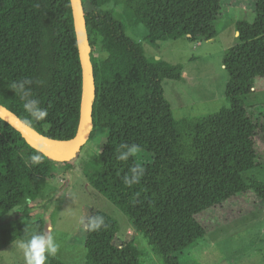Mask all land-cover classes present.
Instances as JSON below:
<instances>
[{
  "label": "trees",
  "instance_id": "trees-1",
  "mask_svg": "<svg viewBox=\"0 0 264 264\" xmlns=\"http://www.w3.org/2000/svg\"><path fill=\"white\" fill-rule=\"evenodd\" d=\"M225 1L83 0L96 88L91 115L95 130H106L103 149L86 164L85 176L127 215L164 264H179L176 257L206 238L200 215L250 192L264 200V182L246 177L264 166V115L248 103L256 80L264 78V0H255L253 22H236L237 43L225 51L229 105L180 121L163 82L181 80L185 66L150 61L118 12L106 6L123 5L145 25L152 44L179 38L196 43L218 36ZM95 45L108 56L99 59ZM26 79L31 83L25 90L49 113L44 120L29 116L22 92L12 87ZM82 92L72 1L0 0V105L33 132L70 140L79 129ZM132 145L152 162L137 163L132 153L119 159L124 146ZM32 155L41 162L32 164ZM58 169L57 161L0 117V214L19 209L25 217L0 233V248L46 231L45 219L33 220L31 205ZM86 230V264H147L133 241L117 245L120 224L111 215L93 212ZM47 264L66 263L55 255Z\"/></svg>",
  "mask_w": 264,
  "mask_h": 264
},
{
  "label": "rangeland",
  "instance_id": "rangeland-1",
  "mask_svg": "<svg viewBox=\"0 0 264 264\" xmlns=\"http://www.w3.org/2000/svg\"><path fill=\"white\" fill-rule=\"evenodd\" d=\"M224 5V14L218 22V36L209 41H199L201 45L186 38L152 44L145 25L137 22L123 5L106 6V9L118 12L120 20L127 25V35L142 44L150 61L183 64L196 78L195 85L185 76L181 80L165 79L163 82L165 97L179 121L214 114L229 105L226 97L229 74L223 60L225 51L237 43L236 27L230 23L231 20L253 22L256 2L226 0ZM92 50L99 59L108 56L100 45H95ZM248 103L256 107L257 115H264V78L256 80L255 92ZM105 142L106 130H95L94 127L87 133L80 154L69 158L68 162L73 161L70 168H62L68 162H57V175L49 180L39 199L31 205L32 218L45 219L46 231L60 245L56 256L66 264H86V223L95 211H103L118 220L119 247L133 241L145 263L164 264L149 240L136 231L127 215L93 187L85 176L86 164L99 156ZM132 156L137 163L152 162V157L140 150H134ZM246 177L264 182V166L248 171ZM24 219L19 209L10 214H0V233ZM198 219L208 229V234L198 246L176 257L179 264H264L262 198L252 192L242 194L200 215ZM18 242L0 248V264H24Z\"/></svg>",
  "mask_w": 264,
  "mask_h": 264
},
{
  "label": "water",
  "instance_id": "water-1",
  "mask_svg": "<svg viewBox=\"0 0 264 264\" xmlns=\"http://www.w3.org/2000/svg\"><path fill=\"white\" fill-rule=\"evenodd\" d=\"M71 1L83 68L81 119L76 137L70 140H63L37 134L15 114L0 105V117L19 130L32 146L36 147L46 156L57 162H65L69 158L76 156L84 145L87 133L95 127L91 111L95 99L96 88L94 81V68L90 57L91 45L89 41L86 14L83 0Z\"/></svg>",
  "mask_w": 264,
  "mask_h": 264
},
{
  "label": "clouds",
  "instance_id": "clouds-1",
  "mask_svg": "<svg viewBox=\"0 0 264 264\" xmlns=\"http://www.w3.org/2000/svg\"><path fill=\"white\" fill-rule=\"evenodd\" d=\"M30 83L31 81L26 79L23 82L14 83L12 87L14 90L18 88L22 92L25 99L24 108L29 116L36 121L44 120L49 113L47 109L40 106L38 100L31 98L28 91L25 90V85ZM135 147V145L124 146V150L120 152L118 158L121 160L127 159L135 150ZM30 159L34 165L41 162L40 155H32ZM125 182H127V178ZM101 223L102 221L97 218L94 226L99 227ZM18 247L23 252L24 264H47L49 257H53L58 253L60 245L51 233L45 231L36 232L29 238L19 241Z\"/></svg>",
  "mask_w": 264,
  "mask_h": 264
},
{
  "label": "crops",
  "instance_id": "crops-1",
  "mask_svg": "<svg viewBox=\"0 0 264 264\" xmlns=\"http://www.w3.org/2000/svg\"><path fill=\"white\" fill-rule=\"evenodd\" d=\"M225 2H226V1H225ZM232 12H234V11H232ZM246 12H247V11H246ZM237 21H238V20H235V21L233 22V21L231 20V23H230V24H233V25L235 26V24H236ZM235 35L238 36V32H236ZM199 44L201 45L202 43L199 42ZM184 76H185L186 78L190 79L192 85H195V80H196V78L193 76V74H190L186 69H185V72H184V74H183V78H182V79H184ZM197 102H198V101H197Z\"/></svg>",
  "mask_w": 264,
  "mask_h": 264
}]
</instances>
